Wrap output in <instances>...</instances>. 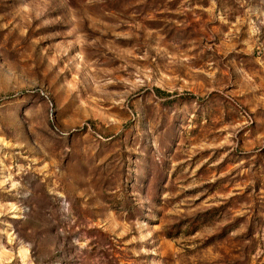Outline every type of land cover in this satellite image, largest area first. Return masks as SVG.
Here are the masks:
<instances>
[{
  "label": "rangeland",
  "instance_id": "1",
  "mask_svg": "<svg viewBox=\"0 0 264 264\" xmlns=\"http://www.w3.org/2000/svg\"><path fill=\"white\" fill-rule=\"evenodd\" d=\"M0 264H264V0H0Z\"/></svg>",
  "mask_w": 264,
  "mask_h": 264
}]
</instances>
